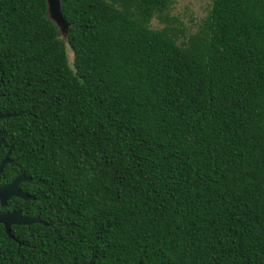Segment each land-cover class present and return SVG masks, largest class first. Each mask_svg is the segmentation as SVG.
I'll return each instance as SVG.
<instances>
[{"label": "trees", "instance_id": "16d2710c", "mask_svg": "<svg viewBox=\"0 0 264 264\" xmlns=\"http://www.w3.org/2000/svg\"><path fill=\"white\" fill-rule=\"evenodd\" d=\"M169 8L0 0V264H264V0Z\"/></svg>", "mask_w": 264, "mask_h": 264}, {"label": "water", "instance_id": "95a60500", "mask_svg": "<svg viewBox=\"0 0 264 264\" xmlns=\"http://www.w3.org/2000/svg\"><path fill=\"white\" fill-rule=\"evenodd\" d=\"M45 1V13L47 19L54 25L56 33L59 37L64 38L67 35L69 24L65 22L62 17L60 9V0H44ZM15 116V114H2L0 119ZM0 138V143H1ZM13 143L7 148L5 154L0 160V172L4 165L10 163L8 155L10 153ZM21 182L30 183L31 180L24 175L19 174L13 178L7 184L0 186V206H3L5 201L10 197H16L26 200H33L34 198L19 190V184ZM31 224H40L43 227H51L52 223H45L39 220L37 217L23 216L20 210H12L10 212H0V225L3 227L4 233L7 237L13 239L10 233L11 226H28Z\"/></svg>", "mask_w": 264, "mask_h": 264}, {"label": "rangeland", "instance_id": "374dc122", "mask_svg": "<svg viewBox=\"0 0 264 264\" xmlns=\"http://www.w3.org/2000/svg\"><path fill=\"white\" fill-rule=\"evenodd\" d=\"M211 0H170L169 15L176 17L186 33H192L206 15ZM163 24L153 18L150 27L159 29ZM62 38V37H61Z\"/></svg>", "mask_w": 264, "mask_h": 264}, {"label": "flooded vegetation", "instance_id": "af4514ba", "mask_svg": "<svg viewBox=\"0 0 264 264\" xmlns=\"http://www.w3.org/2000/svg\"><path fill=\"white\" fill-rule=\"evenodd\" d=\"M1 140L3 141V139L1 138ZM2 141H1V143H2ZM0 143V144H1ZM8 148V147H7ZM7 148H6V150H7ZM6 150H5V152H6ZM5 152H4V154H5ZM1 160V159H0ZM29 179V178H28ZM21 183H23V182H21ZM25 183V182H24ZM7 184V183H6ZM1 186V185H0ZM19 187V186H18ZM19 190L21 191V192H24L23 190H21L20 189V187H19ZM24 193H26V194H28L27 192H24ZM29 195V194H28ZM31 196V195H30ZM11 198V197H10ZM10 198H8V199H10ZM7 199V200H8ZM7 200L5 201V203L7 202ZM5 203H4V205L3 206H0V208H2V209H0V212L1 213H7V212H10V211H12V210H9V211H5L4 209H3V207L5 206ZM29 217H31V216H29ZM0 227H1V229H2V231L4 232V230H3V227L0 225Z\"/></svg>", "mask_w": 264, "mask_h": 264}, {"label": "clouds", "instance_id": "9594fccd", "mask_svg": "<svg viewBox=\"0 0 264 264\" xmlns=\"http://www.w3.org/2000/svg\"><path fill=\"white\" fill-rule=\"evenodd\" d=\"M10 182V181H9ZM39 219V218H38ZM11 230V229H10ZM5 234V233H4ZM11 239V238H10ZM13 240H14V238H13Z\"/></svg>", "mask_w": 264, "mask_h": 264}]
</instances>
